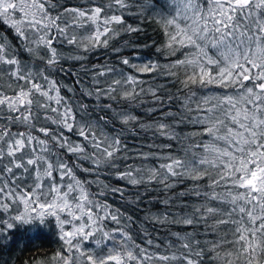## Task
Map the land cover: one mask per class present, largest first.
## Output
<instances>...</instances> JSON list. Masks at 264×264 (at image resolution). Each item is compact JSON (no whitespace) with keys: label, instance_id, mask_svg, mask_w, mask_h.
Returning a JSON list of instances; mask_svg holds the SVG:
<instances>
[{"label":"snow or ice","instance_id":"1","mask_svg":"<svg viewBox=\"0 0 264 264\" xmlns=\"http://www.w3.org/2000/svg\"><path fill=\"white\" fill-rule=\"evenodd\" d=\"M129 18L163 62L110 47L142 30ZM0 25V245L264 264V0H0Z\"/></svg>","mask_w":264,"mask_h":264},{"label":"trees","instance_id":"2","mask_svg":"<svg viewBox=\"0 0 264 264\" xmlns=\"http://www.w3.org/2000/svg\"><path fill=\"white\" fill-rule=\"evenodd\" d=\"M128 22L134 25L140 24L142 30L137 33H122L118 38L111 41L110 47H121L123 51L119 55H129L135 52L141 59H160L163 62V57L155 52L156 45L162 39V34L157 29V26L150 21L141 23L133 18H129ZM0 32H3L10 40L14 41L10 29L0 25ZM125 42L136 47H128ZM89 59L92 63L104 62L105 60L115 62L117 54L110 49L99 48ZM72 66L78 67V65ZM142 78L148 79V76L145 75ZM64 79L69 84L73 80L70 76ZM56 247L55 238L52 236L41 237V239L37 240L21 231L16 234L14 242L0 245V264H32V261L42 259Z\"/></svg>","mask_w":264,"mask_h":264}]
</instances>
